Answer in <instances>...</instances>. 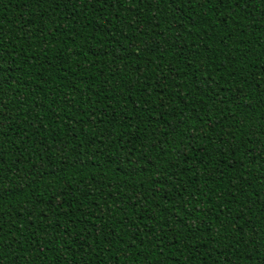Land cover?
Instances as JSON below:
<instances>
[{"label": "trees", "instance_id": "trees-1", "mask_svg": "<svg viewBox=\"0 0 264 264\" xmlns=\"http://www.w3.org/2000/svg\"><path fill=\"white\" fill-rule=\"evenodd\" d=\"M0 264H264V0H0Z\"/></svg>", "mask_w": 264, "mask_h": 264}, {"label": "snow or ice", "instance_id": "snow-or-ice-1", "mask_svg": "<svg viewBox=\"0 0 264 264\" xmlns=\"http://www.w3.org/2000/svg\"><path fill=\"white\" fill-rule=\"evenodd\" d=\"M0 195H2V194H0Z\"/></svg>", "mask_w": 264, "mask_h": 264}]
</instances>
